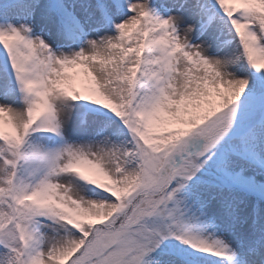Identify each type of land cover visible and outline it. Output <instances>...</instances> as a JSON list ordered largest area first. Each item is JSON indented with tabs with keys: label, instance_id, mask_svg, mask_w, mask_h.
Segmentation results:
<instances>
[{
	"label": "rangeland",
	"instance_id": "obj_1",
	"mask_svg": "<svg viewBox=\"0 0 264 264\" xmlns=\"http://www.w3.org/2000/svg\"><path fill=\"white\" fill-rule=\"evenodd\" d=\"M262 194L264 0H0V264H264Z\"/></svg>",
	"mask_w": 264,
	"mask_h": 264
},
{
	"label": "bare ground",
	"instance_id": "obj_2",
	"mask_svg": "<svg viewBox=\"0 0 264 264\" xmlns=\"http://www.w3.org/2000/svg\"><path fill=\"white\" fill-rule=\"evenodd\" d=\"M189 17H190V19H192V20H194L195 19V15L194 14H190L189 15ZM160 35V37L162 36L161 34H159ZM93 52V51H92ZM221 58V57H220ZM14 106V107H13ZM15 104L14 105H11V108H10V110H9V114L5 117V118H3V119H5V120H9V118H12V119H14V120H16L17 118H18V113H17V110L15 109ZM70 118H68V120H69ZM253 172H256V170L254 169V170H252ZM253 172H250L251 173V175H250V178H255L254 176H255V174L253 173ZM258 172V171H257ZM98 197V196H97ZM99 198V197H98ZM91 202V201H90ZM93 204H94V202H93ZM89 207V206H88ZM95 206H93V208H94ZM90 208V207H89ZM91 209V208H90ZM194 234L197 236V237H208V238H210L211 239V241H214V242H216V245H220V243H222V241H223V239H222V237L218 234V232H216L215 230H212V231H210V232H208V233H203V232H201V231H195L194 232ZM66 248V247H65ZM64 248V249H65ZM32 249V248H31ZM54 263V262H53ZM44 264H46V263H44Z\"/></svg>",
	"mask_w": 264,
	"mask_h": 264
},
{
	"label": "trees",
	"instance_id": "obj_3",
	"mask_svg": "<svg viewBox=\"0 0 264 264\" xmlns=\"http://www.w3.org/2000/svg\"><path fill=\"white\" fill-rule=\"evenodd\" d=\"M160 192H161V190L156 191V192L154 193V195H152L151 198H155L156 200H158V199L160 200V199H161ZM152 200H153V202H154V199H152ZM133 204H134V203H131V204L129 205V208H131ZM125 211H126V210L122 211L120 214H118L117 216H115V218L112 220V221H114V225H117V224L120 223V221L122 220V215L125 214ZM90 251H91V250H90ZM78 255H79V254H78ZM78 255H77V256H78ZM77 258H78V261H79V256H78Z\"/></svg>",
	"mask_w": 264,
	"mask_h": 264
}]
</instances>
